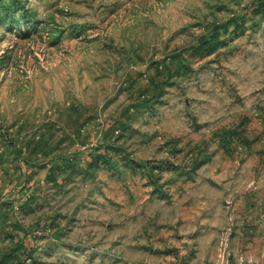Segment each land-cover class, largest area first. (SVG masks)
Masks as SVG:
<instances>
[{
	"label": "rangeland",
	"instance_id": "rangeland-1",
	"mask_svg": "<svg viewBox=\"0 0 264 264\" xmlns=\"http://www.w3.org/2000/svg\"><path fill=\"white\" fill-rule=\"evenodd\" d=\"M0 264H264V0H0Z\"/></svg>",
	"mask_w": 264,
	"mask_h": 264
}]
</instances>
